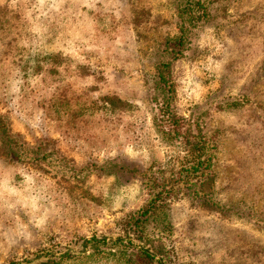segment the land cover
Masks as SVG:
<instances>
[{
    "label": "rangeland",
    "instance_id": "obj_1",
    "mask_svg": "<svg viewBox=\"0 0 264 264\" xmlns=\"http://www.w3.org/2000/svg\"><path fill=\"white\" fill-rule=\"evenodd\" d=\"M0 115V264H264V0H0ZM170 115L216 147L198 194Z\"/></svg>",
    "mask_w": 264,
    "mask_h": 264
},
{
    "label": "trees",
    "instance_id": "obj_2",
    "mask_svg": "<svg viewBox=\"0 0 264 264\" xmlns=\"http://www.w3.org/2000/svg\"><path fill=\"white\" fill-rule=\"evenodd\" d=\"M193 8L183 7L180 13V30L181 32V41L184 37L183 33L187 31V20L188 16L193 12ZM180 50V49H179ZM179 52V51H177ZM176 52V54H178ZM172 55L175 53L174 49L170 52ZM178 58L177 55H174L172 59ZM170 62H163L160 66V84L163 87L171 85L170 78ZM171 88V87H170ZM169 129L168 133L170 139H181L185 144V150L188 153V159L183 163L181 170L179 171V176L174 181L177 185H182L188 189H193L196 194L203 192L207 189L209 184L213 181V164L215 157V145L212 143V140L207 138L201 132L195 133L191 127H185L184 121L180 118L170 115L168 117ZM0 133L2 138L5 140L6 150L5 153L10 157H15L19 155V152L24 148L23 142H21L17 137H15L8 127V123L5 122L3 117L0 115ZM23 152L29 151L28 149L22 150ZM167 185H163L160 190L154 195L153 199L162 197L163 192L167 190ZM207 192V191H206ZM206 194V193H204ZM157 207V201L152 200L147 207L142 208L136 213V216L132 218V221H135V224L138 226L142 222L149 219L152 211ZM87 242H96L98 240L92 238ZM144 255L151 260H155V256L150 254L148 251H144ZM64 257H60L63 259ZM58 260L50 259L48 261L34 263V264H55ZM19 264V263H17Z\"/></svg>",
    "mask_w": 264,
    "mask_h": 264
}]
</instances>
